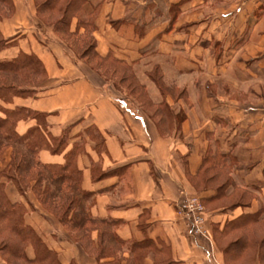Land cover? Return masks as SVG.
Instances as JSON below:
<instances>
[{
  "label": "crops",
  "instance_id": "0c3cea01",
  "mask_svg": "<svg viewBox=\"0 0 264 264\" xmlns=\"http://www.w3.org/2000/svg\"><path fill=\"white\" fill-rule=\"evenodd\" d=\"M14 3L15 15L1 23L12 45L0 59L10 60L21 51L33 53L43 62L48 79L36 98H15L10 108L47 114L50 135L66 140L61 153L40 151L39 163L64 165L75 150L80 187L91 195L86 203L89 216L114 223L113 231L126 244L161 241L179 264H226L225 251L192 236L179 205L193 193L209 205L238 197L230 207L208 211L207 227L213 238L249 233L264 224V0L86 1L96 51L132 67L153 106L157 110L167 106L169 115L160 119L173 127L167 134L159 132L160 121L132 100L117 97L98 72L48 35L49 29L36 20L33 0ZM154 12L163 17L151 26ZM143 24H150V29L141 35ZM41 34H47L48 41H41ZM155 65L165 80L186 91V99L162 94L149 77ZM221 80L232 89L221 87ZM253 84L255 102H243L238 96L241 86ZM182 110L186 119L178 130L176 116ZM36 124L21 121L17 131L25 135ZM10 154L11 150L6 157ZM216 155L226 158L227 170L212 169L219 171L221 183L199 189L204 182L200 178L209 174L206 159ZM226 175L230 184L219 197ZM7 191L13 202L27 205V224L61 264H98L56 218L44 212L33 192L25 198L12 185ZM97 236L95 232L93 239ZM29 254L33 256V251ZM129 255L124 252L125 258ZM144 264H155L154 256L148 255Z\"/></svg>",
  "mask_w": 264,
  "mask_h": 264
},
{
  "label": "trees",
  "instance_id": "16d2710c",
  "mask_svg": "<svg viewBox=\"0 0 264 264\" xmlns=\"http://www.w3.org/2000/svg\"><path fill=\"white\" fill-rule=\"evenodd\" d=\"M58 1L38 0L39 14L42 15L43 12L48 10L54 11ZM86 1L74 0L69 4L73 6L75 3L76 8H73V12H79L82 17L84 16V19L78 22L74 36H84L80 32L81 29L91 30V45L86 47V43H82V46L79 47L83 49L81 54L83 59H87V61L97 59L100 62L111 61L125 67L133 75L132 67L117 60L112 55L103 58L96 51V40L93 36L94 24L85 8ZM70 6L68 8L72 10ZM13 10V0H0V22L13 14ZM68 15L71 16L70 12H68ZM160 17H163V15L154 12L151 26L158 22ZM69 18L66 22L67 26L70 23ZM140 28L138 32L143 35L150 29V24H143ZM11 45L12 42L3 36L0 29V54ZM143 53H146V51H143ZM159 69L157 67V72ZM157 72H149V77L155 82L162 94L166 96L168 94L167 90L160 77L157 76L160 72ZM133 77L135 76L133 75ZM47 79L43 62L33 53L29 54L21 51L10 60L0 59V256L3 257L1 254L7 255L9 260L5 261L8 264H10V259H19L32 264H61L57 255L48 248L43 237L27 224L26 216L30 212L27 205L13 202L9 197L7 188L12 185L25 198L28 192H33L44 212L58 218L64 226L68 227L69 225L74 229H99L101 234L96 249L99 252L96 255L99 264H123L124 262L126 264H144L145 259L150 254L154 256L155 264H179L171 260L169 248L164 242L159 241L156 243L153 240L145 239L141 242L135 241L126 244L113 231L114 223L96 221L89 216L86 203L91 195L80 187L81 173L76 167L77 154L75 150V152L71 151L68 154L67 162L64 165L43 166L39 163L38 155L40 151L47 149L53 154L61 153L65 150L66 140L50 135L47 114L28 108H10L9 106L14 103L15 98H36ZM166 107V105H163L162 109L158 110L168 116L170 111ZM176 117L179 123L177 129L179 130L180 122L186 119V115L180 112ZM27 120H35L37 124L29 129L25 135H20L17 126L19 122ZM9 150H11L10 157H6ZM225 159L224 155H216L213 158L206 159L207 172L212 169L220 170L222 167L227 170ZM218 177L219 175L214 177L213 180H207L205 185H209L208 182L217 181ZM228 184H230V180L226 178L221 187L218 188L219 197L226 194L224 188L226 189ZM64 187L67 188L68 195H64L66 193ZM60 196L62 201L52 203L55 205L54 207L48 203L50 198H53L54 201ZM73 238L88 253V249L83 245V242L78 237ZM99 243L105 246H101ZM107 244L112 247L110 248ZM263 245L264 240H262L259 247L262 248ZM247 246L243 240L240 244L231 247L232 249L229 248V251L231 250L230 252L236 254L240 250L247 249ZM30 250L33 251V256H30ZM124 252L130 254L128 258L124 257ZM90 253L88 254H93ZM106 259H111V261L106 262Z\"/></svg>",
  "mask_w": 264,
  "mask_h": 264
},
{
  "label": "rangeland",
  "instance_id": "374dc122",
  "mask_svg": "<svg viewBox=\"0 0 264 264\" xmlns=\"http://www.w3.org/2000/svg\"><path fill=\"white\" fill-rule=\"evenodd\" d=\"M33 1H34V5L36 6L35 8L37 10L36 20L41 25H45L49 29L48 35H50L52 38H56V40H58L66 48V50L69 52V54H71L75 59H77V60L81 61L82 63H84L85 65L89 66L92 70L98 72L103 77L104 81L107 82V84L109 86H111V88L115 91L117 97L127 98L130 101L132 100L134 103L139 104L142 107V109L144 110V112L155 120L160 121V119L161 120L164 119V117H163L164 113L157 110L156 107H154L153 104H151V103H153V100L149 97V95L147 93V88L141 84V82L138 80V78L133 77V75L125 67H122L121 65H117L111 61L100 62V60L98 61L97 59L90 60V61H87V59H83V57L81 55L83 52V49H81L79 47L82 46V43H84V44L86 43V45H85L86 47H89L91 45V43H92L91 30L87 29L86 31L85 30L83 31V29H81L80 32L84 36H80V37L74 36L75 35L74 34L75 23L77 21L80 22V20L82 21L84 19L83 18L84 16L82 17V15L79 12H77V13L73 12V8H76L75 3L73 5L74 7L69 5L74 0H59L55 6L54 11L48 10V11L43 12L44 14H42V15H40L39 11H38V0H33ZM13 4H14L13 14H10L9 17H6L4 19H10L15 15L16 6L14 3V0H13ZM69 6L72 8V10H70V8H68ZM68 12H70L71 16L68 15ZM65 15H66V18H65ZM69 16H70V18H69ZM68 18L70 20V23L67 26L66 22L68 21ZM2 21L0 22V29H1ZM77 26H78V23H77ZM40 39H41V41L42 40L48 41L49 37H47V34H41ZM83 40H85V41H83ZM215 50H217V48ZM217 55H218V52H215V57ZM157 67L160 68L159 66H156V65L152 66L150 72H153V73L157 72ZM132 71H133V68H132ZM158 72H160L161 74ZM158 72L157 73L159 75H157V76H158V78L160 77V80L164 84L168 95L171 94L172 97L175 100L178 99V101H179V98H185L186 97L185 96L186 91L183 88H180L179 84H174L172 82V80H170V79L165 80V77H164L163 73L161 72V68L159 69ZM161 76H162V78H161ZM151 81H153V80L151 79ZM243 81H248V80H242V82ZM220 84H221V87L223 86L225 89H227L229 87L231 88V86L228 85L226 80H221ZM259 84H261V83H259ZM243 85H245V84H243ZM243 85L241 86V89H240V91L242 92V95L239 94L238 96L241 97L243 102H245V101L255 102L254 99H256V98L253 97L252 91L255 90L257 85L253 84L249 88L245 87ZM262 85L264 86V82ZM230 88H229V90H230ZM236 90H237V87H236ZM238 90L235 92H238ZM236 95H235V97H236ZM249 99H251V100H249ZM10 106H12V105H10ZM180 112H184V111L182 110V111H179V113ZM164 120H166V119H164ZM157 125H158L157 127L159 129V132L161 134H167V133H169L170 130L173 131V127L169 128V126L164 124V121H163V123H162V121H160V123H158ZM207 173H209V174H207L204 178L201 177L200 178L201 180H199V182H201V181L207 182V179L209 177L213 178V177H216L218 174V172L215 173L213 170H210ZM226 178H227V175H226ZM223 179H225V177H223ZM215 182H209L210 183L209 185H211V183H213L214 187H216L217 184L221 183V181L219 182L218 180ZM203 183H200L201 185L199 184V186H198L199 189L200 188L201 189L206 188L207 186H209V185L204 186ZM64 188H65L64 191H66L67 188L66 187H64ZM67 193L68 192L66 191V193H64V195H68ZM188 195L199 196L195 193L188 194ZM61 196H63V195H61ZM61 196L54 199V201H53V198H50L48 203H50L54 207L55 205H53L52 203H55V202L60 203L62 201ZM237 198L233 197V198L219 199L218 201L211 203L210 205L208 203L203 202V205H204L205 211H206L207 220H208V211H212V210L223 208V207H230L232 202L236 201ZM53 217L56 218L55 216H53ZM56 219L58 222H60V220H58V218H56ZM60 224H61V222H60ZM61 225L64 227V229L70 235H72L73 237H78V239L81 242H83V245L88 249V253H90V252L93 253V254H91V253L90 254L97 261L96 255H98L99 252H97L96 249H97V243H98V240L100 237L99 235L101 234L99 229L98 230H94L93 228H90V229H74V228H71V226H69V225H68V227L64 226L63 224H61ZM251 231L249 233L229 232V233L224 234V235L217 234V236H215V238H213L212 233L210 232L211 241H208L206 239H204V240L208 242L209 246H212V247L217 246L218 248H220L223 251L226 249L225 250V252H226V264H254L257 260H259L258 261L259 264H264V254H263L264 253V245L262 248L259 247L262 240H264V224H259L257 226H254V228ZM95 232L98 233V236L96 239H93V235L95 234ZM243 240H244L246 246L247 245L249 246V247L247 246V249L249 250L248 252L244 253V250H240L239 252L234 254V252H230L231 250L229 251V248H231V247L233 248L234 245L240 244ZM100 244L101 243H99V245ZM101 246H105V245L101 244ZM109 247L111 248L112 246H109ZM242 249H243V247H242ZM84 251L86 252L85 249H84ZM1 255H3V257L0 256V264H8V263H6L5 260L8 261L9 257L7 255H4V254H1ZM105 261L110 262L111 259H106ZM10 264H32V263H25L23 261H20L19 259H16V260L10 259Z\"/></svg>",
  "mask_w": 264,
  "mask_h": 264
},
{
  "label": "built area",
  "instance_id": "2783aa9c",
  "mask_svg": "<svg viewBox=\"0 0 264 264\" xmlns=\"http://www.w3.org/2000/svg\"><path fill=\"white\" fill-rule=\"evenodd\" d=\"M179 214L189 222L193 237H200L211 241L210 230L207 227L205 207L199 196H184L180 201Z\"/></svg>",
  "mask_w": 264,
  "mask_h": 264
}]
</instances>
